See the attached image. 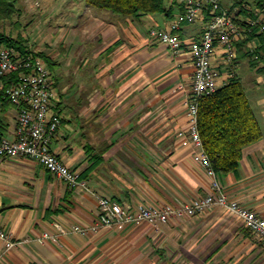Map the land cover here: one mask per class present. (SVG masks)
Wrapping results in <instances>:
<instances>
[{"label": "crops", "instance_id": "0c3cea01", "mask_svg": "<svg viewBox=\"0 0 264 264\" xmlns=\"http://www.w3.org/2000/svg\"><path fill=\"white\" fill-rule=\"evenodd\" d=\"M66 1L52 7L61 10ZM78 1L61 10L71 13L72 37L70 46H63L69 70L55 76L53 105L62 124L52 150L94 192L125 206L180 207L209 194L212 179L194 160L191 141L192 55L188 49L175 52L149 31L168 28L182 5L169 1L170 14L133 19ZM221 2L234 7L241 21L246 16L238 15L241 7L264 18L257 0ZM204 29L205 22L185 23L179 34L190 40ZM241 41L234 72L221 49L212 65L220 72V86L242 80L263 136L244 148L238 172L220 177L230 198L264 217V31ZM13 108L1 112L2 136L14 137ZM99 213L94 193L71 189L32 159H4L0 226L21 243L7 250L0 242V264H264V240L219 206L196 216L172 215L160 225L143 221L75 231L77 224L95 226Z\"/></svg>", "mask_w": 264, "mask_h": 264}, {"label": "built area", "instance_id": "2783aa9c", "mask_svg": "<svg viewBox=\"0 0 264 264\" xmlns=\"http://www.w3.org/2000/svg\"><path fill=\"white\" fill-rule=\"evenodd\" d=\"M182 5L180 11L166 29H150L151 36L158 42L179 53L185 49L191 53L195 71L193 76L192 97L188 102L191 119V141L196 147L194 160L206 168L212 179V191L194 198L184 206H155L140 203L125 206L109 197L94 192L87 179L78 170L70 168L52 150L51 144L58 134L62 117L54 108L57 99L55 76L46 60L37 51H21L13 45L0 44V92L9 99L16 114L14 137L0 139V163L6 158L25 157L44 166L49 172L62 179L74 190L92 192L96 195L100 213L95 226L77 224L75 231L87 234L98 226H113L120 223L139 224L150 221L157 225L167 223L172 215L189 214L196 216L212 206H219L238 216L244 225L258 238L264 240V217L255 210L232 199L227 194L220 175L214 169L211 159L203 147L198 126L199 99L215 92L219 87L220 72L212 65V57L221 49L224 61L232 72L236 70L238 43L246 36L247 29L242 27L235 12L224 6L221 0H169ZM264 18L255 20L246 17L244 23L254 26ZM205 22V29L199 38L183 39L179 31L185 23ZM16 74L9 86L5 79ZM11 80V79H10ZM2 102L0 101V108ZM0 242L7 250L21 243L4 227L0 226Z\"/></svg>", "mask_w": 264, "mask_h": 264}, {"label": "trees", "instance_id": "16d2710c", "mask_svg": "<svg viewBox=\"0 0 264 264\" xmlns=\"http://www.w3.org/2000/svg\"><path fill=\"white\" fill-rule=\"evenodd\" d=\"M19 0H0V20H13L19 10ZM87 4L99 9H106L115 14L141 18L148 14H170L171 6L169 0H84ZM257 4L264 11V0H257ZM234 7L231 9L233 10ZM238 13H246V17L255 20L260 15L252 10L241 7ZM261 12V11H260ZM237 18V16H236ZM245 18L237 22L247 29V34L252 36L260 30L263 24L258 22L254 26H247ZM21 27V26H20ZM247 40V39H246ZM244 42V41H243ZM27 40L20 33L18 37L11 34L0 33V44L13 45L21 51L30 50ZM242 43L239 42L238 45ZM50 68L59 64L56 59L51 58L43 51L38 52ZM16 74L5 79L9 86ZM4 91L0 92V139L2 127L1 112L11 106V101L4 97ZM198 126L203 140V147L209 155L214 169L220 176L238 172L243 150L246 146L260 140L263 136V128L255 111L246 87L240 78H233L229 83L220 86L215 92L202 96L199 99ZM4 133V132H3Z\"/></svg>", "mask_w": 264, "mask_h": 264}, {"label": "rangeland", "instance_id": "374dc122", "mask_svg": "<svg viewBox=\"0 0 264 264\" xmlns=\"http://www.w3.org/2000/svg\"><path fill=\"white\" fill-rule=\"evenodd\" d=\"M57 1L61 0H56L51 3V5H47L48 0H19V10L13 20H0V33L4 32L6 34H11L14 37H18L21 33L32 50L40 52L41 49H43L45 50V53L53 59H56L53 55L62 56L57 59V61H59V66H53L54 76L57 75V77H60L63 74L60 72V69L63 68L69 70L66 66L67 60L63 58L65 56L63 46H65V48L69 47V40H71L72 37V29L70 27L72 23L71 13L66 11L61 12V10L67 8L68 3L70 4L73 1H79L68 0L65 2V6H63L64 8L56 10V8H54L55 6H52L55 2L57 4ZM94 8L96 10H101L97 7ZM102 11L110 12L112 15L115 14L106 9H102ZM67 23H69V25H67ZM66 26L68 28H66ZM80 34L84 37L83 32H80ZM86 39L89 40L87 36L85 37V41ZM80 41L81 40L77 42V45H82ZM247 61V59H244L242 62L244 68L245 66H248Z\"/></svg>", "mask_w": 264, "mask_h": 264}]
</instances>
